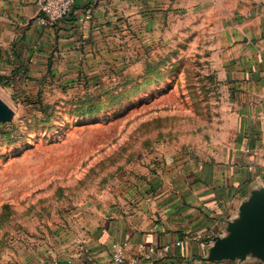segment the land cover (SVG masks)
<instances>
[{
	"label": "crops",
	"instance_id": "1",
	"mask_svg": "<svg viewBox=\"0 0 264 264\" xmlns=\"http://www.w3.org/2000/svg\"><path fill=\"white\" fill-rule=\"evenodd\" d=\"M36 13V0H0V74L10 87L92 74L139 46L190 36L208 48L226 110L207 157L159 154L137 166L117 199L96 203L30 264H105L113 243L134 264H264L250 252L216 258L210 251L250 190H264V0H75L67 18L46 26ZM196 233L203 237L190 238ZM149 247L157 253L147 256Z\"/></svg>",
	"mask_w": 264,
	"mask_h": 264
},
{
	"label": "rangeland",
	"instance_id": "2",
	"mask_svg": "<svg viewBox=\"0 0 264 264\" xmlns=\"http://www.w3.org/2000/svg\"><path fill=\"white\" fill-rule=\"evenodd\" d=\"M137 48L21 91L0 74L12 109L0 122V264L52 251L96 203L117 199L137 166L159 154L203 160L218 144L226 108L203 38Z\"/></svg>",
	"mask_w": 264,
	"mask_h": 264
},
{
	"label": "water",
	"instance_id": "3",
	"mask_svg": "<svg viewBox=\"0 0 264 264\" xmlns=\"http://www.w3.org/2000/svg\"><path fill=\"white\" fill-rule=\"evenodd\" d=\"M11 116L12 109L0 98V122ZM239 211V218L229 224V233L211 239L212 256H244L250 252L264 261V190H250Z\"/></svg>",
	"mask_w": 264,
	"mask_h": 264
},
{
	"label": "built area",
	"instance_id": "4",
	"mask_svg": "<svg viewBox=\"0 0 264 264\" xmlns=\"http://www.w3.org/2000/svg\"><path fill=\"white\" fill-rule=\"evenodd\" d=\"M75 0H36L37 13L35 21L39 25H52L62 19L67 18L72 9ZM90 17V13L86 12L80 17L81 20H86ZM202 233H196L190 238L199 239L202 238ZM177 243H180L177 242ZM157 253L155 247H149L147 256H151ZM135 259L126 260L125 249L118 243L112 244V250L109 260L105 264H134Z\"/></svg>",
	"mask_w": 264,
	"mask_h": 264
}]
</instances>
